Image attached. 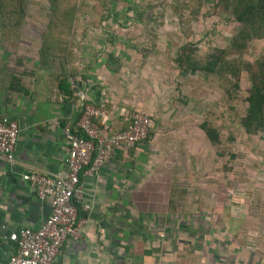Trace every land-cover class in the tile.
Instances as JSON below:
<instances>
[{
  "label": "crops",
  "instance_id": "obj_1",
  "mask_svg": "<svg viewBox=\"0 0 264 264\" xmlns=\"http://www.w3.org/2000/svg\"><path fill=\"white\" fill-rule=\"evenodd\" d=\"M42 33L34 40L23 28L17 44L0 41V116L19 124L13 162L0 159V264H7L15 246L8 236L38 228L50 214L51 201L39 199L23 175L66 174V130L83 101L106 104L107 116L99 119L105 127L125 118L130 105L122 92L113 96L106 45L91 47L85 37L75 46L82 97L61 93L52 70L40 62ZM152 143L115 148L98 173L82 176L80 236L64 242L53 264H264L261 174L229 191V223L219 224L179 180L171 192L174 172L154 166Z\"/></svg>",
  "mask_w": 264,
  "mask_h": 264
},
{
  "label": "rangeland",
  "instance_id": "obj_2",
  "mask_svg": "<svg viewBox=\"0 0 264 264\" xmlns=\"http://www.w3.org/2000/svg\"><path fill=\"white\" fill-rule=\"evenodd\" d=\"M78 4V38L94 48L106 45L103 58L114 67L106 73L113 96L122 92L130 102L124 114L137 110L151 116L154 166L177 170L179 183L190 198L200 200L202 212H210L219 224L229 223V191L242 188L250 175L264 178V130L248 133L242 126L251 67L264 55V38L250 42L242 53H228V59L243 61L238 80L207 70L180 71L175 56L186 44L201 64L209 63L217 49L233 48L239 23L216 0ZM49 17V0H28L22 26L35 35L25 37L40 38ZM206 122L218 131L217 144L206 136Z\"/></svg>",
  "mask_w": 264,
  "mask_h": 264
},
{
  "label": "trees",
  "instance_id": "obj_3",
  "mask_svg": "<svg viewBox=\"0 0 264 264\" xmlns=\"http://www.w3.org/2000/svg\"><path fill=\"white\" fill-rule=\"evenodd\" d=\"M216 1L218 7L232 13L236 22L239 23V30L233 37V48L230 50L217 49L209 63L206 61L201 64L194 58L191 44H186L179 49L175 56V63L180 71L207 70L217 75H230L231 78L238 80L243 61L237 58L228 59L227 55L231 52L242 53L250 42L264 38V0ZM27 3L28 0H0V41L17 44L23 30L22 23ZM49 5L50 17L44 27L39 49L40 62L52 70L58 80V89L61 93L67 95L68 98H80L81 89L78 83L84 79V74L77 64L75 41L80 42L78 20L81 17V6L78 0H49ZM251 68L248 107L242 118V126L248 133L264 130V55L255 61ZM227 80L229 81V78ZM83 104L84 102L80 106L76 121L69 128L86 137L75 126L83 112ZM94 122L99 128H104L99 119H95ZM128 126L129 122L124 117H119L107 127L106 131L111 134L114 131L126 130ZM202 127L211 143L217 144L219 142L218 131L207 122L203 123ZM150 137L149 134L142 141L150 140ZM231 156L234 158V154ZM226 167L224 165V168ZM178 174V171L174 170L171 192L179 188ZM183 192L187 191L184 189Z\"/></svg>",
  "mask_w": 264,
  "mask_h": 264
},
{
  "label": "built area",
  "instance_id": "obj_4",
  "mask_svg": "<svg viewBox=\"0 0 264 264\" xmlns=\"http://www.w3.org/2000/svg\"><path fill=\"white\" fill-rule=\"evenodd\" d=\"M105 116L104 102H84L75 126L86 137L70 128L66 130L69 154L64 176H49L39 171L23 175L24 180L34 185L39 199L51 201V212L38 228L24 227L8 236L15 246L7 264H53L64 242L80 236L78 203H82L84 195L82 176L98 173L115 148L130 149L144 140L152 121L149 114L132 110L125 115L128 128L108 134L107 127L101 129L94 122ZM18 132L16 120L0 116V159L13 162Z\"/></svg>",
  "mask_w": 264,
  "mask_h": 264
}]
</instances>
